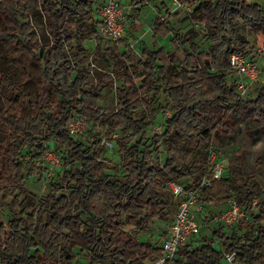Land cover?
Segmentation results:
<instances>
[{
    "label": "trees",
    "instance_id": "trees-1",
    "mask_svg": "<svg viewBox=\"0 0 264 264\" xmlns=\"http://www.w3.org/2000/svg\"><path fill=\"white\" fill-rule=\"evenodd\" d=\"M155 1L141 0L139 10ZM35 2L47 19V45H42L31 23L29 0H0V215L8 201L16 212L7 224L0 219V261L82 264L78 256L83 254L88 264H154L163 251L138 238L150 232L155 221L171 224L173 219L167 218L174 216L178 203L169 184L212 180L208 151L217 132L207 115L214 103L206 101L195 79L207 82L227 111L250 110L258 122H264V85L255 99L241 98L229 69L232 55L252 53L250 43L239 37L242 25L264 34V6L247 0H179L193 10L189 20L207 29V39L214 44L209 53L200 52L193 39L175 31L160 9L152 31L154 48L142 43L140 56L135 53L128 44L135 40L134 26L131 40L112 44L104 52L114 63L113 72L91 74L87 70L91 54L85 44L98 39L95 0ZM171 34L174 46L189 49L179 70L180 82L163 90L168 70L178 59L158 48V37ZM28 82L36 85L35 92L21 90ZM109 92L115 93L116 103L104 112L99 103ZM163 93L172 114L164 122L162 136L178 129L199 156L184 160L172 146L165 164L153 161L151 145L143 137L152 120L166 110L162 104L154 108ZM142 110L150 114L140 117ZM74 112L89 124L83 135L71 136L68 131ZM118 131L123 180L115 177L116 167L102 160L97 138L101 134L111 138ZM86 134L97 139L90 147L81 140ZM50 149L65 168L61 179L50 183L49 195L35 205L26 181L42 173L36 164ZM202 196L212 206L235 197L250 218L229 237L215 231L223 239L222 251L213 240L204 239L182 249L178 263L223 264L225 251L237 252L243 264H264V201L257 203L261 192L255 176L244 177L243 157L235 155L223 178L212 181Z\"/></svg>",
    "mask_w": 264,
    "mask_h": 264
},
{
    "label": "rangeland",
    "instance_id": "rangeland-1",
    "mask_svg": "<svg viewBox=\"0 0 264 264\" xmlns=\"http://www.w3.org/2000/svg\"><path fill=\"white\" fill-rule=\"evenodd\" d=\"M95 1L96 3H99L101 0ZM119 1L123 3L124 13L128 17H132V19L136 20L139 24L133 32V37L137 39V41L133 44L137 49V55L140 56L139 48L142 43H146L150 49L154 48L152 31L159 16L160 9L163 16L166 17V20L171 22L175 31L184 36L186 39H193L194 43L199 46L200 52L209 53L211 51L214 44L207 39V29L203 25H195L189 20L190 14L193 11L191 8L177 6L174 4V0H156L155 2H151L142 10H139L141 8V0ZM247 1L249 3L264 6V0ZM29 5L32 12L31 23L38 33L42 45H47L50 39L47 30V19L36 9L37 3L35 0H29ZM138 10L139 12L137 13ZM167 11L170 17L168 16ZM239 37L250 43L252 51L250 57L258 65L260 75L257 82L248 84V86H245L243 91L235 88V93L241 98L255 99L257 97V90L264 85V34L257 32L256 29L250 26L242 25ZM173 38L172 34L165 38L161 36L158 37V48L161 47L168 52L175 53L178 59L176 66L168 70L166 84L164 85L163 90L174 82H180V78L178 76L179 70H181V63L185 61L188 54L186 49H189V47L184 48L181 45H179V48L174 46L171 42ZM130 42L132 43L134 40H131ZM111 45L112 43L101 37H98V39H92L85 44L87 52L91 54L90 63L95 64L97 68L100 69V72H113L114 63L104 54L106 48ZM97 49L99 50L96 52ZM195 76L193 74L191 75L192 78H195ZM195 82L206 101L208 103H214L207 115V119L211 122L213 127L216 128L215 131L217 132L213 140V147L208 151L209 161L212 163H221L223 166L227 167L229 161L235 155H241L243 157L244 177L247 178L255 176L259 182L261 192V200L257 203L264 201V122H258L250 110L241 114L227 111L223 105L217 102L215 91H213L212 87L208 85L207 82L199 80L198 78L195 79ZM116 85L117 87L120 86V84ZM36 88L37 87L33 82H28L21 87V90L24 93L29 94L35 92ZM115 103V93L109 92L105 93L104 99L99 103V106L104 112H108L115 106ZM159 104L166 107V110L152 120L153 125L143 137L144 141H147V145H151L149 149L151 151L153 161L165 164L168 152L172 146L177 147L179 156L184 160L189 159L192 154L199 156L192 150L189 141L180 135L178 129L174 130L167 138L162 136L164 131V122L171 116L172 108L170 106L169 99L164 93L161 94L160 100L156 103L154 108H157ZM149 114L150 110L140 111V117H144ZM120 137H122V134L118 131L111 138L105 136L104 134L99 135L97 138L101 141L100 148L103 153L102 160L109 161L118 170L116 175L114 172H109V174L112 176L115 175L117 179L123 180L124 174L121 168L122 158L117 147V140ZM2 138L3 137L0 134V140ZM81 140L88 147L92 146L94 142L97 141V139L93 138L90 134L82 136ZM51 146H54V143H51ZM44 156L43 158H45ZM43 158L36 164V168L40 169L42 173H38L26 181V188L30 192V197L35 205L49 195L50 183L58 182L59 179H61V175L65 168V165H63L61 171L53 172L48 166L50 162L48 161L43 163ZM30 160L31 158H26L25 161ZM61 161L64 163L62 159ZM41 163H43L44 166H40ZM10 203L11 201L6 203L3 213L0 215V219L5 224H7L16 213L11 209ZM226 205L227 201L223 204L215 205L211 209H206L203 215H218L221 209L226 208ZM209 210H211V212H209ZM255 213L258 214L259 210L256 209ZM173 218L174 216L171 213L167 219L170 222ZM207 219L208 222L200 219L199 216L197 217V221L203 225L202 233L198 236V238L201 240L202 238L213 240L214 247L218 251H221V238L215 234V231L219 230L220 225L213 221L212 217ZM169 226L168 222L155 221L152 225L151 231L141 233L138 239L141 243H150L153 246L160 247ZM78 262L88 264L89 259L85 255L79 254ZM223 264H227V262L224 260Z\"/></svg>",
    "mask_w": 264,
    "mask_h": 264
},
{
    "label": "built area",
    "instance_id": "built-area-1",
    "mask_svg": "<svg viewBox=\"0 0 264 264\" xmlns=\"http://www.w3.org/2000/svg\"><path fill=\"white\" fill-rule=\"evenodd\" d=\"M174 4L182 6L179 0H174ZM93 16L97 25V37L106 39L112 44L131 39L132 28L139 25L136 20L124 13L123 3L119 0H101L99 3L95 1ZM136 41L137 39L132 43H128L135 53H137V49L133 44ZM229 69L234 75L237 89L241 91L248 84L257 82L260 75L255 61L250 56L238 53L230 58ZM87 70L91 74L100 71L93 63L88 66ZM67 128L71 136H79L88 130L89 124L81 114L74 112L68 121ZM44 157L43 163L49 161V169L53 172L62 170L64 164L61 161V157L53 149L47 151ZM226 168L221 163H213L212 180L206 178L199 184L192 182L189 184H169V190L177 201L178 208L160 246L163 251V257L154 264H179V253L182 249L190 245L195 247L206 239L202 238L201 240L198 238L203 230V225L197 221L198 216L206 222H208L207 218L212 217L213 221L220 225L219 230H221L224 237H229L233 231L239 228L242 222L249 220V215L239 205L235 197L227 201L226 208L221 209L218 215H203L206 209H211L214 206L208 205L203 201L202 193L204 189L210 187L212 181H220L223 178ZM222 242L223 239L220 242L221 251ZM224 260L227 264H243L239 261L237 252L224 251ZM0 264L4 263L0 261Z\"/></svg>",
    "mask_w": 264,
    "mask_h": 264
}]
</instances>
